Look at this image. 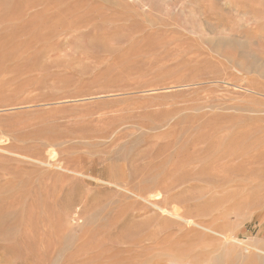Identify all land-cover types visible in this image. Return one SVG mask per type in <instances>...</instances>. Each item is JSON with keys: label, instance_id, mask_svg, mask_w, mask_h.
Wrapping results in <instances>:
<instances>
[{"label": "rangeland", "instance_id": "obj_1", "mask_svg": "<svg viewBox=\"0 0 264 264\" xmlns=\"http://www.w3.org/2000/svg\"><path fill=\"white\" fill-rule=\"evenodd\" d=\"M258 251L264 0H0V264Z\"/></svg>", "mask_w": 264, "mask_h": 264}, {"label": "bare ground", "instance_id": "obj_2", "mask_svg": "<svg viewBox=\"0 0 264 264\" xmlns=\"http://www.w3.org/2000/svg\"><path fill=\"white\" fill-rule=\"evenodd\" d=\"M49 152H50V151H49ZM154 196H155V197H158V196H159V193H158V195H154ZM151 197H152V196H151ZM161 210H162V209H161ZM164 212H166V211H164ZM167 214H169V215H171V216H175L176 218L181 219V220H183V221L186 222V223H189V224H192V225H194V226H196V227H199V228L203 229V230L206 231V232H210V233H212V234L218 235V233H216V232H214V231H212V230H210V229H207V228H205V227H202V226L199 225V224H196V223H193V222H189V221L184 220L183 218L179 217L177 211H175L174 213L167 212ZM221 237H222V236H221ZM224 239H225V238H224ZM226 240H227V239H226ZM229 241H230V240H229ZM226 243H227V242H226ZM258 252L264 255V252H262V251H258Z\"/></svg>", "mask_w": 264, "mask_h": 264}]
</instances>
